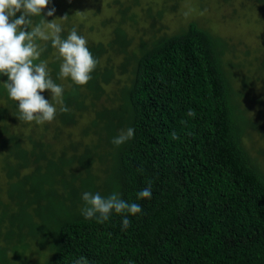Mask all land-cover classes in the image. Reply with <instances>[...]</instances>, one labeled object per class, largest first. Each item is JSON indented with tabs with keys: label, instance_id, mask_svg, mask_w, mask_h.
I'll use <instances>...</instances> for the list:
<instances>
[{
	"label": "trees",
	"instance_id": "obj_1",
	"mask_svg": "<svg viewBox=\"0 0 264 264\" xmlns=\"http://www.w3.org/2000/svg\"><path fill=\"white\" fill-rule=\"evenodd\" d=\"M253 2L264 11V0ZM53 7L49 2L41 16H33L32 27L52 21L47 11ZM68 7L59 23L61 37L66 39L73 28L84 37ZM129 9L120 6L114 24L103 21L113 24L105 41L85 38L98 61L86 85L61 78L58 50L50 40L37 41L44 51L34 63H46L69 109L60 112L51 91L44 90L41 95L57 107L51 122L22 133L33 121L19 120L18 102L5 88L7 75L0 74V177L6 186L0 188V263H9L7 250L23 263L26 241L39 234L34 240L39 247L49 236L47 264H74L80 257L87 264H264V171L242 139L258 121L242 103V93L232 88L234 79L221 58L224 42L190 22L184 30L131 49L125 25L134 21ZM145 15L157 20L161 10L154 13L150 6ZM261 43L264 47V28ZM255 61L264 79V52ZM117 76L126 83L108 96L104 87ZM246 77L242 89L251 82ZM84 115L91 118L81 132L96 136L92 146L101 149L100 158L108 157L104 164L88 149L80 154L88 161L77 162V154L66 157L67 148L56 157V145L47 140L50 133L59 141L61 131L78 125ZM129 127L133 138L113 145L118 132ZM95 158L105 180L98 193H119L142 207L135 216L127 214L126 230H121L122 215L114 211L104 223L81 213L82 194L97 193L89 167ZM149 183L151 198L138 199ZM53 198L62 202L57 209Z\"/></svg>",
	"mask_w": 264,
	"mask_h": 264
},
{
	"label": "rangeland",
	"instance_id": "obj_2",
	"mask_svg": "<svg viewBox=\"0 0 264 264\" xmlns=\"http://www.w3.org/2000/svg\"><path fill=\"white\" fill-rule=\"evenodd\" d=\"M49 2H54L55 7L52 22L57 24L62 22L64 6L68 5L73 24L83 26L84 38L95 41H105L111 31V25L119 20L118 8L130 6L129 14L133 15L134 21H128L125 25L128 35L132 38L131 49H136L141 42L151 43L162 36L184 30L190 22H194L201 29L222 40L224 51L221 58L225 68L228 69L234 79V81L231 80L232 88L242 93L244 96L241 98L242 103L249 109L248 113L252 114L258 121L257 128H251L249 135L242 138L243 144L251 156L258 158V162L264 171V79L260 76L262 72L255 61V58L261 57L264 52L261 43L264 11L253 0H139V4L136 6L133 0H49ZM114 2L118 3L115 5ZM150 6L154 13L161 10V16L157 20L145 15V11ZM105 20L113 24H103ZM45 30L50 31L46 29V26ZM119 57L115 58L116 62L119 61ZM244 75L251 80L246 89H242L241 83ZM125 83L126 78L124 76H117L116 82L104 87L105 93L113 97V92L116 94L117 88L125 85ZM90 118L91 115H84L79 120L78 125L64 128L60 133L59 141L51 139L50 133L47 134V140L53 143V146L56 145L53 148L56 157L60 154V150L65 148H67L66 157L68 158L71 157V154L80 155L88 149L86 152L90 156L97 153L98 156L96 157L104 164L108 157L102 155L100 158L101 149L92 146L96 136L93 132H89L87 135H83L81 132V129L89 123ZM34 122L36 121L26 125L21 130L22 133L27 134L31 131L34 124L42 125L45 123ZM72 145L76 149H71ZM81 156L77 158V162H80L79 160L88 161L87 156L83 159ZM98 159L95 158L89 167L94 178L96 191L100 192L102 188L100 182L104 180V173L103 165ZM77 162L75 160L73 165L80 171L82 178H85L84 170L81 169L83 167ZM111 181L108 179V184ZM3 183V178L0 177V188ZM73 184L80 187L79 180H75ZM2 188H6V186L3 185ZM2 188L1 190H3ZM56 198L52 199L53 209H57L55 205L59 206L62 203L60 199L59 201ZM46 228L48 229L47 225ZM40 237L39 234L36 236V238ZM34 240L26 241L28 245L20 255L23 263L20 259H13L11 251L7 250L8 264H47L49 250L46 242H49V236L45 239L44 245L40 247L36 245ZM0 246H3L1 240Z\"/></svg>",
	"mask_w": 264,
	"mask_h": 264
},
{
	"label": "clouds",
	"instance_id": "obj_3",
	"mask_svg": "<svg viewBox=\"0 0 264 264\" xmlns=\"http://www.w3.org/2000/svg\"><path fill=\"white\" fill-rule=\"evenodd\" d=\"M48 4L49 0H0V74L7 75L5 88L9 98L18 102V118L26 122L35 120L37 123H43L54 119L57 107L41 95L46 89L51 91L52 100L60 105V112L69 111L63 103V88L50 78L46 63H34L44 51L37 43L38 40L51 41L52 47L58 50L59 57L62 58L59 76L70 77L76 85H86L98 63L86 46V39L78 35L76 28H73L65 39L60 35L61 26L55 22L47 23L46 29L50 31L42 27L43 21L32 27L31 18L41 16L42 9ZM18 12L21 13L19 17L16 16ZM54 13L53 7L47 11V16H53ZM188 115L194 117L195 113L190 110ZM133 136L134 129L129 127L121 130L111 142L119 147ZM151 196V183L137 193L138 199H150ZM81 199L85 202L81 209L85 219L104 223L114 211L123 217L121 230L130 226L127 214L135 216L142 212L140 204L121 199L119 193L103 197L98 192H84ZM74 264H87V260L80 257Z\"/></svg>",
	"mask_w": 264,
	"mask_h": 264
}]
</instances>
